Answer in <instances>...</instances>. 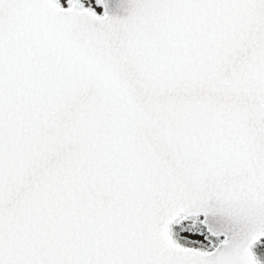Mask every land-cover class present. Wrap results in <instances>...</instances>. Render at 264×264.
I'll use <instances>...</instances> for the list:
<instances>
[{
    "label": "snow or ice",
    "instance_id": "snow-or-ice-1",
    "mask_svg": "<svg viewBox=\"0 0 264 264\" xmlns=\"http://www.w3.org/2000/svg\"><path fill=\"white\" fill-rule=\"evenodd\" d=\"M0 264H264V0H0Z\"/></svg>",
    "mask_w": 264,
    "mask_h": 264
}]
</instances>
